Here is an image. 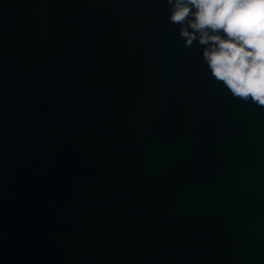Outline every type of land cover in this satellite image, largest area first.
<instances>
[{"label": "water", "instance_id": "95a60500", "mask_svg": "<svg viewBox=\"0 0 264 264\" xmlns=\"http://www.w3.org/2000/svg\"><path fill=\"white\" fill-rule=\"evenodd\" d=\"M167 0H0V264H264V106Z\"/></svg>", "mask_w": 264, "mask_h": 264}, {"label": "clouds", "instance_id": "9594fccd", "mask_svg": "<svg viewBox=\"0 0 264 264\" xmlns=\"http://www.w3.org/2000/svg\"><path fill=\"white\" fill-rule=\"evenodd\" d=\"M184 46H202L210 75L264 106V0H167Z\"/></svg>", "mask_w": 264, "mask_h": 264}]
</instances>
